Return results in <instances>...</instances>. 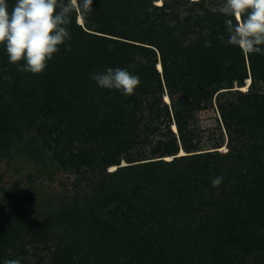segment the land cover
I'll use <instances>...</instances> for the list:
<instances>
[{"label": "trees", "instance_id": "1", "mask_svg": "<svg viewBox=\"0 0 264 264\" xmlns=\"http://www.w3.org/2000/svg\"><path fill=\"white\" fill-rule=\"evenodd\" d=\"M221 2L93 0L37 75L0 46V165L28 168L0 184V264H264V55L218 39ZM213 108L226 154L192 126Z\"/></svg>", "mask_w": 264, "mask_h": 264}, {"label": "clouds", "instance_id": "2", "mask_svg": "<svg viewBox=\"0 0 264 264\" xmlns=\"http://www.w3.org/2000/svg\"><path fill=\"white\" fill-rule=\"evenodd\" d=\"M92 2L14 0L10 6L8 0H0V46L9 63L16 65L18 71L42 74L59 52V46L71 40V14L76 11L86 16L92 11ZM218 11L226 17L227 39L220 35V41L238 47L246 55H264V0H222ZM66 50L70 51V46ZM91 79L100 88L117 90L124 96L134 94L141 83L139 76L120 67H109ZM222 180V176L214 178L212 186L218 187ZM22 259H5L3 264H21Z\"/></svg>", "mask_w": 264, "mask_h": 264}, {"label": "rangeland", "instance_id": "3", "mask_svg": "<svg viewBox=\"0 0 264 264\" xmlns=\"http://www.w3.org/2000/svg\"><path fill=\"white\" fill-rule=\"evenodd\" d=\"M161 3V0H159V3ZM79 24H82L81 18L78 19ZM159 69L160 66L158 67ZM242 91L246 92L248 90L247 86L241 89ZM167 98V97H166ZM164 100V98H163ZM167 100V99H166ZM168 102V101H167ZM220 117L216 111L215 108L213 109H208L205 111H202L198 113L195 116V121L193 123V128L195 130V134H198V138L200 139L201 143V148L203 152L207 151H218L221 154H226L229 146L227 145V134L226 131L223 127V124L220 121ZM171 129L176 132V127L174 125L171 126ZM219 147V148H216ZM216 148V149H214ZM181 155H184V152H180ZM165 160L170 161L171 158H166ZM25 166V165H24ZM115 168L109 169V171L114 170ZM28 171V168L24 171L19 170V175L16 174L14 171L11 169H8L4 165H0V177H2L1 180V185L3 187H9V185L15 181L18 177L20 176H25L26 172ZM69 177L67 175L59 174L58 180L62 181L65 180ZM72 179V177H71ZM51 188V187H50ZM61 190L60 184L59 183H54L52 184V191L56 192ZM35 203H29L28 209L29 213H33V208ZM34 215V213H33Z\"/></svg>", "mask_w": 264, "mask_h": 264}, {"label": "water", "instance_id": "4", "mask_svg": "<svg viewBox=\"0 0 264 264\" xmlns=\"http://www.w3.org/2000/svg\"><path fill=\"white\" fill-rule=\"evenodd\" d=\"M78 22H79V20H78Z\"/></svg>", "mask_w": 264, "mask_h": 264}]
</instances>
